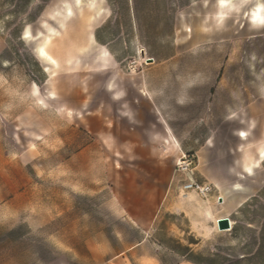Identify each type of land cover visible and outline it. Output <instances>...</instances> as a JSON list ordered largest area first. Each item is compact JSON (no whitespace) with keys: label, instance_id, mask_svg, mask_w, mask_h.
<instances>
[{"label":"rangeland","instance_id":"obj_1","mask_svg":"<svg viewBox=\"0 0 264 264\" xmlns=\"http://www.w3.org/2000/svg\"><path fill=\"white\" fill-rule=\"evenodd\" d=\"M221 1L0 0V177L23 194L0 224L44 240L63 205L124 231L118 209L163 216L167 198L186 233L234 222L198 231V264H264V161L244 171L264 148V0Z\"/></svg>","mask_w":264,"mask_h":264},{"label":"crops","instance_id":"obj_2","mask_svg":"<svg viewBox=\"0 0 264 264\" xmlns=\"http://www.w3.org/2000/svg\"><path fill=\"white\" fill-rule=\"evenodd\" d=\"M22 196L18 178L0 177V202H9V210L14 218L20 216ZM185 197L191 199L190 194ZM166 201L167 198H164L161 204V207H165L163 216L161 210L146 218L138 211L126 208L115 210L124 231L118 228L108 231L94 219L84 223V212L79 209L70 210L63 205L56 215L53 210L50 211V219L43 228L44 240H38L31 226L29 234L32 232L35 236L22 241L19 224H0V264H198V231L213 241L232 232L233 227L227 231L219 230V218L204 231L197 230L196 224L192 226L190 221L186 233L178 225L166 222V218H173L175 213L172 210L174 205L165 206ZM70 213H77V222L69 223ZM5 215L9 214H6L5 208H1L0 216ZM56 216L61 218L58 226L53 223ZM205 217L209 221L215 215L206 214ZM134 222L139 225L137 228L133 226ZM126 229L133 234L130 236L134 238L133 241H128ZM6 232L9 233L7 237Z\"/></svg>","mask_w":264,"mask_h":264},{"label":"bare ground","instance_id":"obj_3","mask_svg":"<svg viewBox=\"0 0 264 264\" xmlns=\"http://www.w3.org/2000/svg\"><path fill=\"white\" fill-rule=\"evenodd\" d=\"M73 3H75V5L77 7H80V8L83 7L85 4H88V5L92 6V7H95V10H97L98 13L101 12V7L100 6H97L96 0H73ZM228 5H229V2L228 1L222 0L220 2V6L223 9L226 8ZM66 7H67L68 15L70 16V14L73 13V9L71 8L70 4L69 5L67 4ZM261 10H262V5L261 4H258L256 10L253 11V17L255 19H258V21L263 19V15H262ZM48 40H49V38H46V40L44 41V43L37 49V54H38V56L41 59L49 60V61L52 62V59L50 58V56L45 51V45H46V43H47ZM238 136L241 139H246L247 138V134L244 131L238 133ZM263 161H264V148L260 150V153H259V156H258L257 160L254 163H252L251 165L246 166V168L244 170L245 171V174L248 175V176H253L255 170L260 167V164ZM237 187H239V186H237ZM229 220H230L231 226L233 227L234 222L231 220V218Z\"/></svg>","mask_w":264,"mask_h":264},{"label":"water","instance_id":"obj_4","mask_svg":"<svg viewBox=\"0 0 264 264\" xmlns=\"http://www.w3.org/2000/svg\"><path fill=\"white\" fill-rule=\"evenodd\" d=\"M147 62L148 63H153L154 60L153 59H148ZM217 224H218L219 230H221V231H227V230L232 229V226L230 224L229 218H221V219H219L217 221Z\"/></svg>","mask_w":264,"mask_h":264},{"label":"built area","instance_id":"obj_5","mask_svg":"<svg viewBox=\"0 0 264 264\" xmlns=\"http://www.w3.org/2000/svg\"><path fill=\"white\" fill-rule=\"evenodd\" d=\"M185 189H187V190H201L202 191V189L197 185V184H195L194 182H191L190 184H188V185H186L185 186Z\"/></svg>","mask_w":264,"mask_h":264}]
</instances>
